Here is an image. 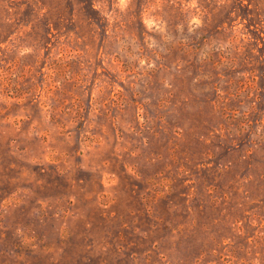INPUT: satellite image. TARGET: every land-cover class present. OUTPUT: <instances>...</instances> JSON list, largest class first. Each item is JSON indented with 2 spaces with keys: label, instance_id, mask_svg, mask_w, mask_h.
Listing matches in <instances>:
<instances>
[{
  "label": "rangeland",
  "instance_id": "1",
  "mask_svg": "<svg viewBox=\"0 0 264 264\" xmlns=\"http://www.w3.org/2000/svg\"><path fill=\"white\" fill-rule=\"evenodd\" d=\"M0 264H264V0H0Z\"/></svg>",
  "mask_w": 264,
  "mask_h": 264
}]
</instances>
